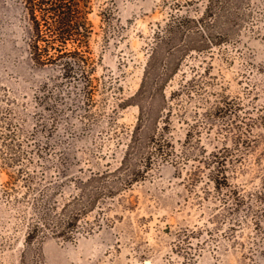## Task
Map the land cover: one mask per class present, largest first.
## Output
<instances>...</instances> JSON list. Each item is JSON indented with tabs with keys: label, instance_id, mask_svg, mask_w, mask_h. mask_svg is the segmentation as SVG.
I'll return each mask as SVG.
<instances>
[{
	"label": "rangeland",
	"instance_id": "1",
	"mask_svg": "<svg viewBox=\"0 0 264 264\" xmlns=\"http://www.w3.org/2000/svg\"><path fill=\"white\" fill-rule=\"evenodd\" d=\"M114 1L92 0L89 87L76 78L40 91L57 71L32 61L23 5L0 0V132L19 128L9 144L34 161L58 211L89 199L91 178L113 192L74 239L48 233L27 246L36 193L22 179L8 188L20 165L5 164L14 150L0 143V264H264V0H232L228 35L212 18L159 44L163 63L180 66L142 114L159 34L179 14L202 17L208 0Z\"/></svg>",
	"mask_w": 264,
	"mask_h": 264
},
{
	"label": "trees",
	"instance_id": "2",
	"mask_svg": "<svg viewBox=\"0 0 264 264\" xmlns=\"http://www.w3.org/2000/svg\"><path fill=\"white\" fill-rule=\"evenodd\" d=\"M25 8L32 30L30 40L31 59L36 66L44 67L46 65L54 66L57 71L48 80L41 81L39 90L42 91L50 84V82H64L67 80L79 79L83 82V87L88 88V82H92V74L95 66L83 57V49L86 43H90V38L94 32V25L89 18V12L92 8V0H17ZM115 5L114 0H104ZM232 0H208L207 8L204 15L200 18L189 17L188 15L179 14L172 19V22L166 24L165 30L159 32L157 45L152 47V51L145 65L144 80L140 91L137 94L139 100L137 104L141 109V114L145 112V108L149 105L141 103L147 97L148 93L158 91L162 84L171 74H175L179 69V64L174 61H164L159 58V44H167L171 40L188 36L192 31L201 30V23H210V19H215L217 23L226 19L227 24L223 30V34L228 35L233 30V24L238 16L229 13ZM106 4L104 7V16L111 18L114 14L113 7ZM236 20H233V19ZM181 35V36H180ZM191 41V40H190ZM9 110V109H8ZM151 111V109H150ZM143 117H140L142 120ZM260 124L264 128V114L260 115ZM8 131L0 132V143L8 145L14 155L6 158L5 164L13 166L14 163L19 164V169L15 175H10V179L6 182L10 188V184L16 180L22 179L25 186L30 192H35L36 196L32 199V215L29 217L28 230L25 237V243L29 246L35 241L41 240L48 233L65 236L74 239L77 226L81 216L88 209L95 207L102 194H113L107 184H95L96 179L91 178L89 183L92 185L91 197L84 201V197H75L64 204L61 211H58V201L52 200V195H47L45 186L38 179L39 169L34 165H28L34 161L28 159L27 163L23 160V154L16 153L17 144H9L15 139V130L12 122H8ZM8 139H10L8 141ZM8 141V142H6ZM21 148V145H18ZM215 162L228 163V158L218 157L214 155ZM219 158V159H217ZM220 158L222 160H220ZM33 166V167H32ZM226 166V165H225ZM227 178V175H225ZM102 181V180H98ZM12 188H15L12 185ZM87 191V190H84ZM83 196V194H82ZM24 197V196H23ZM83 199V201H81ZM27 249V248H26ZM22 264H25L22 261Z\"/></svg>",
	"mask_w": 264,
	"mask_h": 264
}]
</instances>
